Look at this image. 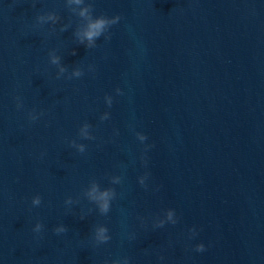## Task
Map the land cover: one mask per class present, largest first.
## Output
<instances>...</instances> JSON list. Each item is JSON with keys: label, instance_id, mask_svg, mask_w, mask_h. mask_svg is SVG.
Here are the masks:
<instances>
[{"label": "water", "instance_id": "1", "mask_svg": "<svg viewBox=\"0 0 264 264\" xmlns=\"http://www.w3.org/2000/svg\"><path fill=\"white\" fill-rule=\"evenodd\" d=\"M0 264H264V0H0Z\"/></svg>", "mask_w": 264, "mask_h": 264}, {"label": "clouds", "instance_id": "2", "mask_svg": "<svg viewBox=\"0 0 264 264\" xmlns=\"http://www.w3.org/2000/svg\"><path fill=\"white\" fill-rule=\"evenodd\" d=\"M70 3L76 4V5H80L82 3V0H69ZM78 14L81 17L86 18V23L84 24V26L81 28L80 31H78L76 33L77 38L80 40V42H85L87 41V44L90 46L94 40L99 37L104 31L105 29L111 25L116 23L120 17L119 16H113L111 18H106L103 16H97V17H91L90 13L88 11V9L86 7H81L79 9ZM47 19L52 20L53 22L55 21L56 17L54 15H49L47 17ZM52 62L53 63H57V58L56 57H52ZM63 69H61L62 71ZM77 75L79 73H76ZM117 92H119V89H117ZM106 102L107 103H111V98L110 97H106ZM106 115L103 118H106ZM87 126L85 125V128ZM137 138L142 142L145 137L140 134L137 133ZM80 150L82 149V146H80ZM142 182V181H141ZM111 191L108 189H104V190H100L95 184H92L89 189H88V196L90 199H92L96 204L97 207L99 208V210L101 212H107L108 210V206H109V200L111 198ZM32 203L33 205H38L39 204V197H33L32 199ZM166 218L169 222H173V212L171 210H168L166 213ZM163 221H160V224H162ZM40 225L37 224L35 226V231H39ZM63 228H58L56 229V231H63ZM94 239L97 242H105L109 239L108 235H107V229H105L103 226L97 227L95 229L94 232ZM194 250L196 252H202L205 250V245L203 243H197L194 246Z\"/></svg>", "mask_w": 264, "mask_h": 264}]
</instances>
